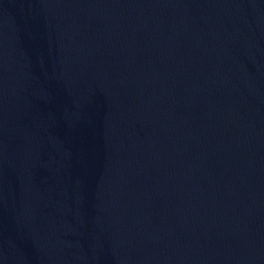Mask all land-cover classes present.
I'll return each instance as SVG.
<instances>
[{
  "label": "water",
  "instance_id": "water-1",
  "mask_svg": "<svg viewBox=\"0 0 264 264\" xmlns=\"http://www.w3.org/2000/svg\"><path fill=\"white\" fill-rule=\"evenodd\" d=\"M264 208V0H155Z\"/></svg>",
  "mask_w": 264,
  "mask_h": 264
}]
</instances>
